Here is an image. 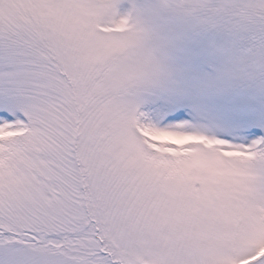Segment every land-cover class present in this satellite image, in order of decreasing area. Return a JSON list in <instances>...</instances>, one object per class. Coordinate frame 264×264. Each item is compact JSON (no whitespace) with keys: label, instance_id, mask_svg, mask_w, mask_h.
Listing matches in <instances>:
<instances>
[{"label":"snow or ice","instance_id":"snow-or-ice-1","mask_svg":"<svg viewBox=\"0 0 264 264\" xmlns=\"http://www.w3.org/2000/svg\"><path fill=\"white\" fill-rule=\"evenodd\" d=\"M0 264H264V0H0Z\"/></svg>","mask_w":264,"mask_h":264}]
</instances>
